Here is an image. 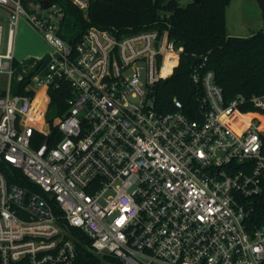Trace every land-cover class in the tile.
<instances>
[{"label":"built area","instance_id":"built-area-1","mask_svg":"<svg viewBox=\"0 0 264 264\" xmlns=\"http://www.w3.org/2000/svg\"><path fill=\"white\" fill-rule=\"evenodd\" d=\"M0 6V74L17 66L21 19L51 46L19 77H30L23 93L9 82L0 94V264H264V93L226 99L200 58L196 106L174 96L163 111L156 86L184 51L168 21L122 35L94 27L71 43L58 2ZM65 82L68 109L49 121V88Z\"/></svg>","mask_w":264,"mask_h":264},{"label":"trees","instance_id":"trees-1","mask_svg":"<svg viewBox=\"0 0 264 264\" xmlns=\"http://www.w3.org/2000/svg\"><path fill=\"white\" fill-rule=\"evenodd\" d=\"M49 1L63 6L62 33L71 43L80 41L88 29L94 27L122 35L163 27L164 21L171 23V38L183 45L184 51L174 73L156 86L157 102L163 111L171 109L174 96L182 100L186 111L196 106V98L201 92L191 78L196 57L205 59L207 68L214 70L226 99L238 94L252 96L264 93V28L249 36L230 35L226 25V7L230 0H200L185 4L176 0H90L87 12L70 0ZM29 79L28 76L19 82V92H24ZM48 92L47 119L53 121L68 109L72 91L70 84L65 82L58 88L50 87ZM0 94H6V89L1 88ZM41 97L42 94L39 95ZM36 135L38 141L34 145L38 147L45 136ZM61 137L58 128L52 127L48 142L54 145ZM14 174L18 176L21 172L15 169ZM15 182L20 183L17 178Z\"/></svg>","mask_w":264,"mask_h":264},{"label":"rangeland","instance_id":"rangeland-1","mask_svg":"<svg viewBox=\"0 0 264 264\" xmlns=\"http://www.w3.org/2000/svg\"><path fill=\"white\" fill-rule=\"evenodd\" d=\"M4 9L0 6V22L4 24L3 51L6 48L8 22L4 18ZM227 32L234 36H249L264 28V13L257 0H230L226 7ZM51 46L42 35L33 29L23 19L19 22L14 42V56L19 64L14 69L11 79L0 74V89H8L10 82V93H14L19 77L32 68L39 55L48 56ZM43 103V102H42ZM40 98L33 105V112L39 118L41 115ZM47 114V113H46ZM50 115H53L50 112ZM49 115H46L48 118Z\"/></svg>","mask_w":264,"mask_h":264},{"label":"water","instance_id":"water-1","mask_svg":"<svg viewBox=\"0 0 264 264\" xmlns=\"http://www.w3.org/2000/svg\"><path fill=\"white\" fill-rule=\"evenodd\" d=\"M194 2H198L200 0H193ZM258 1V4L259 6L261 7L262 11L264 12V0H257ZM43 4L45 7H48L50 5V1L49 0H43ZM199 57H196L194 59V62H193V66L196 65V63L199 61Z\"/></svg>","mask_w":264,"mask_h":264},{"label":"bare ground","instance_id":"bare-ground-1","mask_svg":"<svg viewBox=\"0 0 264 264\" xmlns=\"http://www.w3.org/2000/svg\"><path fill=\"white\" fill-rule=\"evenodd\" d=\"M175 63H176V59L171 60V61H168V60H167V61H166V67H165L163 73H164V74L169 73L170 67H171L172 65H174Z\"/></svg>","mask_w":264,"mask_h":264},{"label":"crops","instance_id":"crops-1","mask_svg":"<svg viewBox=\"0 0 264 264\" xmlns=\"http://www.w3.org/2000/svg\"><path fill=\"white\" fill-rule=\"evenodd\" d=\"M21 20H22V19H21ZM21 20H20V21H21ZM23 20H24V19H23ZM24 21H25V20H24ZM25 22H26V21H25ZM43 56H44V55H39V56L37 57V59H36V62H37L38 59H40V58L43 57Z\"/></svg>","mask_w":264,"mask_h":264}]
</instances>
